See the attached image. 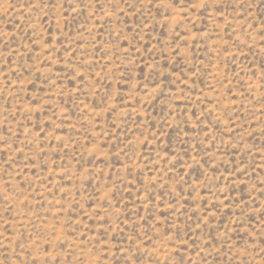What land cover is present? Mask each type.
<instances>
[{
  "label": "rangeland",
  "instance_id": "rangeland-1",
  "mask_svg": "<svg viewBox=\"0 0 264 264\" xmlns=\"http://www.w3.org/2000/svg\"><path fill=\"white\" fill-rule=\"evenodd\" d=\"M0 264H264V0H0Z\"/></svg>",
  "mask_w": 264,
  "mask_h": 264
}]
</instances>
